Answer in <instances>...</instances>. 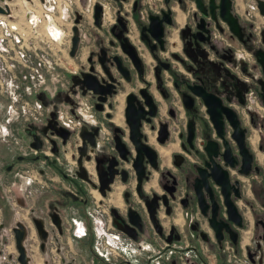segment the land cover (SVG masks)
Wrapping results in <instances>:
<instances>
[{
  "label": "flooded vegetation",
  "instance_id": "1",
  "mask_svg": "<svg viewBox=\"0 0 264 264\" xmlns=\"http://www.w3.org/2000/svg\"><path fill=\"white\" fill-rule=\"evenodd\" d=\"M261 1L90 0L75 11V66L61 93L75 125L62 127L63 110L42 102L43 124L27 138L16 136L0 166L8 178L1 186L11 187L24 164L41 166L46 180L51 168L68 181L74 205L46 216L28 208L32 227L14 224L23 227V245L33 229L47 263L57 256L60 264H81L85 253L92 264H212L211 256L215 264H264ZM123 38L135 57L123 51ZM84 73L96 92L81 84ZM83 129L94 133L92 145L81 138ZM100 179L109 180L103 194ZM8 257L0 264H17V252Z\"/></svg>",
  "mask_w": 264,
  "mask_h": 264
},
{
  "label": "rangeland",
  "instance_id": "2",
  "mask_svg": "<svg viewBox=\"0 0 264 264\" xmlns=\"http://www.w3.org/2000/svg\"><path fill=\"white\" fill-rule=\"evenodd\" d=\"M6 1L9 3L11 13V15L9 14L10 17L6 16V23L9 25L15 24L20 31V38H18L19 34H16L19 39L16 44H23V47L24 45L36 47L35 51H27L32 62L38 59V55L43 54L49 60H54L58 64H54L53 74L47 73L48 77L43 84L38 82L35 85L28 78L29 69L23 64L24 60L15 58L13 51L8 48L10 44L9 38L12 36L3 40V45L1 46L5 49L0 48V166L1 162H7L11 157V155L5 153L16 149L15 137L22 135L27 138L29 136L28 130L35 131L38 128L37 126L40 127L44 122L45 116H41L39 121H35L30 115H25L24 112L29 107H32L36 102H43L44 105L53 111L56 109L68 111L71 108L72 105L63 102L60 94L66 89L64 84L68 85L69 83V78L72 76L70 73L73 70V66H75V62L74 59L65 57L64 62H62L63 57L60 53L69 45L68 36L71 33L75 11H79L84 3H90V0H55L52 7L46 10L43 8V1L41 0ZM44 13H47L48 16H45ZM30 15H35V17H28ZM49 26L59 29L58 36L47 31ZM46 36H48L49 41ZM27 85L32 89L36 87V90L33 89L31 90L32 93H28V91H25V86ZM59 86L65 88L60 90ZM13 90L16 91V94L13 93ZM19 97H22V99ZM73 113V110H71V113L68 112L70 115ZM24 126L26 130H23ZM23 137H17V142L22 143ZM67 156L72 163V158L69 157V154ZM71 163L67 164L65 162L62 168L69 174H74V168ZM40 168L41 166L37 164L29 163L20 166L17 171L19 175L12 174L10 177L11 181H15L12 187L11 185L1 186L8 178L0 171V186L4 189V193L0 189V199L3 203L0 202V221L5 222L4 227L0 231V240L3 243V251L0 254V258L6 256L5 259L7 261L9 260L8 256L12 254L8 252L9 247L7 246L9 242L13 241L10 228L14 226L15 222L22 220L27 221L30 226L32 225L28 221V208H36L38 209L36 210L37 215L46 216L48 211L60 215L65 203L74 205L75 196L68 192L67 182H63L59 176L57 177L51 168L47 169L48 180H46L38 174ZM21 185H28V187L26 190H22ZM20 202L23 204L22 207ZM70 231L71 229H69L66 236H72ZM62 236L63 234L59 235L63 239ZM39 242L40 240L35 235L34 230L31 229L25 241L28 253L32 255L30 263L60 264L57 256H55L54 261L49 259L48 263L40 260V257L43 258V254H39L41 250L36 244ZM82 256L84 259H81V264H92L85 253ZM209 261L215 264L216 259L214 260V257L211 256Z\"/></svg>",
  "mask_w": 264,
  "mask_h": 264
},
{
  "label": "built area",
  "instance_id": "3",
  "mask_svg": "<svg viewBox=\"0 0 264 264\" xmlns=\"http://www.w3.org/2000/svg\"><path fill=\"white\" fill-rule=\"evenodd\" d=\"M41 1H43L42 6L46 10H49V8L52 7V4L55 3V0H41ZM0 4L3 5V2H0ZM43 8H42V10H43ZM44 14H45V16H48L47 13H44ZM6 16L7 15L5 13L0 14V48L5 49L4 47L1 46V45H3V43H2L3 40L5 38L8 39L10 36H12L13 39H12V37L9 38L10 44L8 45V48L13 51V53H14L13 56L15 58H18L19 60H21V59L24 60L23 64L26 65L29 69L28 70V78H30V80H32V82L35 85H37L38 82H41L43 84L44 81L46 80V78L48 77V74H53L54 64L56 62L54 60L53 61L49 60L47 58V56L46 55L44 56L43 54H41L40 56L38 55V59L35 60L34 62H32L30 60V56L28 55L27 51L28 50L35 51L36 47L30 46V45H24V47H23V44H18V45L16 44L19 41L18 38H20V31L16 27L15 24L9 25L8 23H6V19H5ZM32 16H34V15H30L28 17L32 18ZM51 27H54V26L47 27V31L50 33L52 32L50 29ZM58 32H59V29H58ZM17 33L19 34L18 38L16 36ZM55 34H56V36H58V33H55ZM46 37L49 41L48 36H46ZM70 38H71V33H70V36H68L69 45H70ZM47 39H45V40H47ZM69 45H67V47L64 48L62 53H60V55L63 57L62 62H64V57L72 59L68 54L69 49H70ZM28 64H30V65H28ZM56 64H58V63H56ZM33 89L36 90V87ZM33 89L30 88L29 85L25 86V91H28V93H32L31 90H33ZM13 93L16 94V91L13 90ZM28 97H31V96H28ZM19 98L22 99V97H19ZM29 100H31V99H29ZM45 111H47V110L42 105V103L36 102L34 105H32V107H29L27 109V111H25L24 113H25V115H30L31 118L35 119V121H37V120L39 121L40 117L44 114ZM58 120L60 122V125L64 128H67V129H71L75 125V119L72 117V115L68 114L67 111L60 112L58 114ZM33 152L35 153L36 151L33 150ZM73 223H74L73 232L78 234L80 232V227H79L77 222L73 221ZM102 234L105 235L104 232ZM95 249L100 256H106V254L108 253V251L105 248H103L102 246L98 245L97 242L95 245Z\"/></svg>",
  "mask_w": 264,
  "mask_h": 264
},
{
  "label": "water",
  "instance_id": "4",
  "mask_svg": "<svg viewBox=\"0 0 264 264\" xmlns=\"http://www.w3.org/2000/svg\"><path fill=\"white\" fill-rule=\"evenodd\" d=\"M0 2H3V5L0 4V13H8L9 7H8V4L6 3V0H0ZM258 7L260 9V12L262 14H264V1H261V3L259 2ZM99 13H100V5L99 4H95L94 5V20H95V23H98V17L100 15ZM79 17H80V15L78 14V12H75V17L73 19L74 25H72V27H71V29H72V37L70 38L71 47H70L69 52H68L70 57L74 56V54L76 52V48H77L78 34H77V26L75 25V23L78 21ZM222 17L229 24L230 19L226 15H223ZM121 43H122L123 51L125 53H127V54L129 53L128 54L129 57L130 56L133 57V54H134V57L136 56L135 53H133L134 51H133L132 47L126 43L125 38L122 39ZM91 77L92 76L90 74L84 73L82 75L81 84L84 85V87L86 89H92V90H94V92H96L95 86H94V83L91 80ZM61 97H62V94H61ZM64 98H65V96H64ZM56 133L59 136H61L63 139L66 138L67 131L65 129L59 128L58 130H56ZM80 136H81V138L83 140H86L90 145L93 144V137H94V133L93 132L92 133L91 132H87V131H85L83 129L81 134H80ZM34 147L36 149H38L37 146H34ZM85 149H86V144H85V142H83V146L81 148H79L80 155L84 154ZM82 169L83 168L79 164V170H82ZM81 178L83 179L82 176H81ZM108 181L109 180H105V182H102L101 179H100V184L101 185H100L99 190H100L101 194L104 193V190L106 189V185H107ZM12 232L15 235L14 241H15V249H16V252H17L16 262H17V264H28V257L26 255V250H25V247L23 245L24 232H23L22 225L17 223L16 226H14L12 228ZM2 264H8V263L5 262V263H2ZM173 264H175V263H173Z\"/></svg>",
  "mask_w": 264,
  "mask_h": 264
},
{
  "label": "crops",
  "instance_id": "5",
  "mask_svg": "<svg viewBox=\"0 0 264 264\" xmlns=\"http://www.w3.org/2000/svg\"><path fill=\"white\" fill-rule=\"evenodd\" d=\"M63 182H67V185L66 186H68V181L67 180H63ZM67 188V187H66ZM95 199H99L100 197H99V195L96 193V192H91L90 193ZM73 205V204H72ZM71 204H68V203H65L64 204V206H66V207H69V208H71L70 206H72ZM1 217V216H0ZM63 231H64V234H65V240H66V242H65V247L67 248V251L70 253V254H73V253H75L76 251H75V247H74V241H73V239H72V237L71 236H66L67 235V233H68V231H67V227H66V224L63 226ZM3 243L1 242V240H0V253L3 251L2 249H3V245H2ZM37 245H39V243H36ZM8 247H9V253H12L11 255H9V256H15L16 255V249H15V245H14V242L12 241V242H9L8 243V245H7ZM24 246H25V248H26V252H27V257H28V264H31L30 263V261H31V257H32V255H30L29 253H28V249H27V247H26V243L24 244ZM37 253H38V251H37ZM42 252H40L39 254H41ZM35 255H36V251H35ZM40 260L42 261L43 259L40 257Z\"/></svg>",
  "mask_w": 264,
  "mask_h": 264
},
{
  "label": "bare ground",
  "instance_id": "6",
  "mask_svg": "<svg viewBox=\"0 0 264 264\" xmlns=\"http://www.w3.org/2000/svg\"><path fill=\"white\" fill-rule=\"evenodd\" d=\"M6 3L8 4V7H9V11H8V13H5L8 17H10V15H11V13H10V6H9V3L6 1ZM1 14V13H0ZM10 14V15H9ZM34 17H35V15H34ZM107 17H109L108 15H107ZM58 27V26H57ZM51 29V31L53 32V34H55V33H58V29L56 28V27H51L50 28ZM5 259H0V262H3Z\"/></svg>",
  "mask_w": 264,
  "mask_h": 264
}]
</instances>
